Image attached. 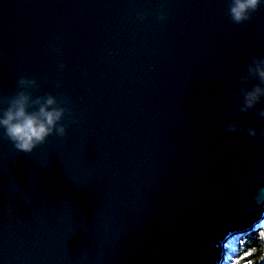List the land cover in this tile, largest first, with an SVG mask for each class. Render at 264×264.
Listing matches in <instances>:
<instances>
[{"label": "water", "instance_id": "95a60500", "mask_svg": "<svg viewBox=\"0 0 264 264\" xmlns=\"http://www.w3.org/2000/svg\"><path fill=\"white\" fill-rule=\"evenodd\" d=\"M227 7L0 0V97L36 78L77 120L29 154L0 139V264H224L264 225V137L246 132L264 100L234 99L258 83L240 77L264 6L242 24Z\"/></svg>", "mask_w": 264, "mask_h": 264}, {"label": "clouds", "instance_id": "9594fccd", "mask_svg": "<svg viewBox=\"0 0 264 264\" xmlns=\"http://www.w3.org/2000/svg\"><path fill=\"white\" fill-rule=\"evenodd\" d=\"M264 6V0H228L227 15L232 23L242 24L251 20L252 14ZM161 20L165 19L161 13ZM54 47V45H53ZM60 69L65 67L60 64ZM87 75V73H85ZM241 81H258L250 89L241 87L234 99L240 100L236 110L237 115L247 114L256 109L264 100V58H253L247 66V74L241 75ZM61 85L57 82L56 87ZM17 91L11 97H0V139L11 142L14 148L25 154L32 153L37 147L44 144L49 137L55 135L63 138L67 134V127L77 123V120L68 106L67 96L46 95L33 96V91L40 88L36 78L20 76L17 81ZM256 116L264 120V108L256 111ZM240 131L237 125L229 122L226 131L229 133ZM247 135L255 140L264 137V131L259 135L256 128L248 127ZM264 241V235H261Z\"/></svg>", "mask_w": 264, "mask_h": 264}, {"label": "trees", "instance_id": "16d2710c", "mask_svg": "<svg viewBox=\"0 0 264 264\" xmlns=\"http://www.w3.org/2000/svg\"><path fill=\"white\" fill-rule=\"evenodd\" d=\"M261 234H264V226L242 236L230 264H236L238 258L253 250H255V253L252 259L256 261V264H264V241L261 240Z\"/></svg>", "mask_w": 264, "mask_h": 264}, {"label": "bare ground", "instance_id": "6f19581e", "mask_svg": "<svg viewBox=\"0 0 264 264\" xmlns=\"http://www.w3.org/2000/svg\"><path fill=\"white\" fill-rule=\"evenodd\" d=\"M262 226H259V227H262ZM238 242H239V240H238ZM235 244H236V236L233 235L228 240V242L226 243V246H228V248H229V250H228L229 252L227 253V260H226V262L224 264H229L230 262H232V259H233L234 255H235V252H236Z\"/></svg>", "mask_w": 264, "mask_h": 264}, {"label": "snow or ice", "instance_id": "6c2138e0", "mask_svg": "<svg viewBox=\"0 0 264 264\" xmlns=\"http://www.w3.org/2000/svg\"><path fill=\"white\" fill-rule=\"evenodd\" d=\"M264 235V234H261ZM255 250L250 251V252H246L243 256H241L240 258H238L236 264H256V261H254L252 259V256L254 255Z\"/></svg>", "mask_w": 264, "mask_h": 264}, {"label": "rangeland", "instance_id": "374dc122", "mask_svg": "<svg viewBox=\"0 0 264 264\" xmlns=\"http://www.w3.org/2000/svg\"><path fill=\"white\" fill-rule=\"evenodd\" d=\"M263 226H264V225H263ZM263 226H262V227H263ZM262 227H258V228H262ZM258 228H257V229H258ZM255 230H256V229H255ZM255 230H253V231H255ZM230 263H231V262H230ZM230 263H229V264H230Z\"/></svg>", "mask_w": 264, "mask_h": 264}]
</instances>
